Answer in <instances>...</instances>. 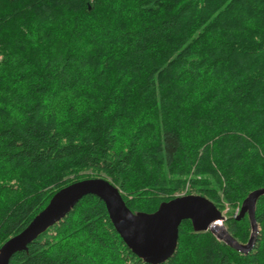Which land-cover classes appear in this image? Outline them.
<instances>
[{
    "label": "trees",
    "instance_id": "16d2710c",
    "mask_svg": "<svg viewBox=\"0 0 264 264\" xmlns=\"http://www.w3.org/2000/svg\"><path fill=\"white\" fill-rule=\"evenodd\" d=\"M96 178L146 214L186 185L220 211L264 188V0H0V247ZM255 218L247 253L183 221L163 264H264V196ZM10 264L147 263L89 195Z\"/></svg>",
    "mask_w": 264,
    "mask_h": 264
},
{
    "label": "water",
    "instance_id": "95a60500",
    "mask_svg": "<svg viewBox=\"0 0 264 264\" xmlns=\"http://www.w3.org/2000/svg\"><path fill=\"white\" fill-rule=\"evenodd\" d=\"M89 195L104 203L115 231L139 259L147 264H163L176 252L179 227L183 221H190L196 233L211 232L218 240L247 253L258 234L255 208L258 199L264 196V188L249 193L241 204L237 220L247 215L251 226V237L247 244L242 245L228 233L222 212L205 197L177 196L162 203L154 213H133L126 206L119 189L108 180L78 181L55 193L24 230L0 247V264H10L15 254L26 251L41 234L61 222L80 200Z\"/></svg>",
    "mask_w": 264,
    "mask_h": 264
},
{
    "label": "rangeland",
    "instance_id": "374dc122",
    "mask_svg": "<svg viewBox=\"0 0 264 264\" xmlns=\"http://www.w3.org/2000/svg\"><path fill=\"white\" fill-rule=\"evenodd\" d=\"M96 179H97V178H96ZM190 191H191V188H189V187L186 185V187H185L182 191H180L178 194H176L175 197H177V196H185V195H198V194H196V193L193 192V191H192L191 193H189ZM219 198H220L221 204L224 206V209L221 210V212H222L223 216L226 218V221H227L228 218H230V217H237V216H239V212H240V207H241V205H238L237 207L232 208L229 204L225 203L221 191H219ZM241 204H242V203H241ZM245 216H247V215H245ZM245 216H244V217H245ZM244 217H243V218H244ZM247 217H248V216H247ZM237 218H238V217H237ZM241 219H242V218H241ZM248 220H249V219H248ZM226 221L224 222V226H225V228L227 229ZM259 230H260V228H259V226H258V232H259ZM250 237H251V235H250ZM250 237H249V239H250ZM256 237H257V236H256ZM248 241H249V240H248Z\"/></svg>",
    "mask_w": 264,
    "mask_h": 264
}]
</instances>
